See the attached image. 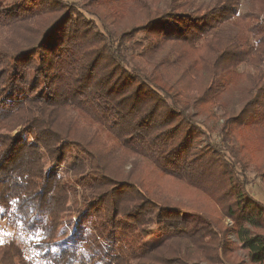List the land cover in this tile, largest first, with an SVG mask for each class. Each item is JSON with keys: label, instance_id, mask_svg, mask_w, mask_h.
<instances>
[{"label": "trees", "instance_id": "obj_1", "mask_svg": "<svg viewBox=\"0 0 264 264\" xmlns=\"http://www.w3.org/2000/svg\"><path fill=\"white\" fill-rule=\"evenodd\" d=\"M255 123L264 0H0V264H264Z\"/></svg>", "mask_w": 264, "mask_h": 264}, {"label": "rangeland", "instance_id": "obj_2", "mask_svg": "<svg viewBox=\"0 0 264 264\" xmlns=\"http://www.w3.org/2000/svg\"><path fill=\"white\" fill-rule=\"evenodd\" d=\"M240 9L241 10L244 9L243 5L240 6ZM241 69L243 70V69H245V67H242ZM231 99H230V101H231ZM240 102L241 101L238 98V96H235V98L232 101L233 107H231V108H234V110L239 108ZM216 111L218 112V114H220L219 108H216ZM234 112L235 113H233V114H237L239 112V110L238 111L236 110ZM195 117L198 121H201L204 125H206L209 128V130H212L214 134H216L217 130L220 129L224 123L223 119H219L217 117H210L209 114L204 112L203 110H201L197 115H195ZM174 125H178V121H176L174 123ZM238 136L241 138V141L243 142L242 144L243 145L247 144L246 145L247 147L249 146L251 148L260 149L261 146L264 145V128H263L261 123H255L254 125H248L244 129L239 130ZM25 139L27 141L32 140L30 138V136H28V135L26 136ZM239 143H241V142H239ZM45 162H46L48 169L58 168V166H55V165L53 167V165L51 164V160H50L48 155L45 156ZM59 168H60V166H59ZM248 173H249V178H251V181H252L251 184L249 185L250 191L256 197H258L259 199L264 201V191L262 190V186L258 183V181H256V178L254 177V175L256 173L252 172V171H250ZM164 179L168 182V177H164ZM166 193H168V191ZM75 198L76 197H71V203H73V204L75 203V205L77 204V206L79 207L81 204V201H82V197L78 196L76 198V202H75ZM76 210H77V208H76ZM225 221H226V224L231 229L230 234H229V239H230L229 241H230L231 247L233 249L232 255L238 261L237 264H254L250 261V258L248 256V251L246 249H244L242 247L241 243L238 241L236 234L233 231L234 223L232 222V220L226 218ZM11 235L12 236L15 235L17 237H20L21 241L27 242L28 237H22L23 233H22L21 229L18 228L17 224H15V223L11 224L10 222L0 223V240H4L5 238H7L8 236H11ZM30 252L32 254L35 253V249L32 246H31ZM37 263L39 264L40 262L37 261Z\"/></svg>", "mask_w": 264, "mask_h": 264}]
</instances>
